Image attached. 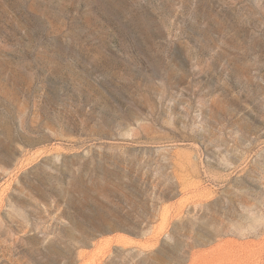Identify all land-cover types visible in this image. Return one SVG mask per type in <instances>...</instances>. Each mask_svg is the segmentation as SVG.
Wrapping results in <instances>:
<instances>
[{"label":"rangeland","instance_id":"1","mask_svg":"<svg viewBox=\"0 0 264 264\" xmlns=\"http://www.w3.org/2000/svg\"><path fill=\"white\" fill-rule=\"evenodd\" d=\"M0 264H264V0H0Z\"/></svg>","mask_w":264,"mask_h":264}]
</instances>
